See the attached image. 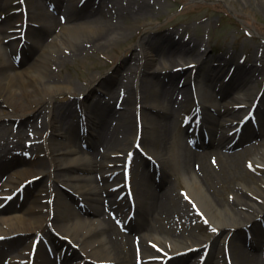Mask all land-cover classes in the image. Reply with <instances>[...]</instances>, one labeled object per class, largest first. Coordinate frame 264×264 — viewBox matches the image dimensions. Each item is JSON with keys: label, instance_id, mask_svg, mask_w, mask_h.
I'll list each match as a JSON object with an SVG mask.
<instances>
[{"label": "bare ground", "instance_id": "bare-ground-1", "mask_svg": "<svg viewBox=\"0 0 264 264\" xmlns=\"http://www.w3.org/2000/svg\"><path fill=\"white\" fill-rule=\"evenodd\" d=\"M0 1L6 5L11 3V0ZM57 1L56 10L66 17L65 22L60 20V14L57 19L55 13L43 10L44 0L29 2L28 23L25 15L18 16V22L22 23L21 34L26 29L28 44L34 41V44H29L31 46L26 45L28 48H22L19 64L16 63L17 52L23 39L10 40L12 37L8 36L6 26L0 22V132L9 122H18L22 127L29 123L37 131L35 137L40 139L39 144L31 149L23 145L22 137L20 140L7 139L0 148V205L31 179L43 177L40 185L26 187L24 200L30 203L26 210L17 198L14 205L9 204L0 211V264H14L12 260L5 262L13 250L23 259H30L31 244L41 233L51 239L56 249L55 257L65 247V260L71 253L77 260L76 264H186L197 257L201 260L203 256L206 257L205 264H232L230 260L222 263L221 259L222 240L225 242L230 236L239 237L242 242V245L237 243V239L230 242L234 264H260L258 251L264 234L256 224L250 244L255 254L249 261L247 238H241V231L245 218L249 219L248 224H255L258 217H264V205L254 201L255 196L264 199V191L255 182L244 181L246 179L237 186L228 183L230 179L226 176L238 172L242 153L224 154L221 149L226 146L228 132L236 129L234 124L237 120H244L245 114H250L254 107L243 86L252 82L255 85L253 97H256L261 81L254 74L255 68L235 65L232 61L230 66L236 67L233 86L221 93L201 94V107L198 109L202 111V127L209 128L211 132V139L205 145L209 148L207 151H194L188 144L176 145L171 135L178 127L179 117L189 106H196V102L187 83L181 88L176 85L175 80L181 74L174 72L172 67L199 64L194 80L201 88L200 76L206 61L201 62L196 45L182 43L172 35L146 36L138 45L140 52L132 53L135 62L132 66L125 64L127 60L124 59L112 75L86 74L82 78L87 87L83 89L66 75L68 61L79 60L89 51L107 52L123 42L134 33V26L127 22V18L140 22L150 15L152 7L146 0H89L84 8L78 9L76 0ZM37 22L41 24L35 29L33 23ZM82 30H88V33L83 34ZM67 51H71L70 55ZM189 57L193 59L191 62L183 61ZM156 60L160 68L151 70L150 66ZM224 62L223 68L228 64ZM124 70L127 74L121 73ZM163 70H167L166 74ZM218 71L209 67L205 77L211 80L214 72L219 74ZM192 72H184L183 77L186 74L192 76ZM235 90L238 91L236 95L233 93ZM100 91L110 94L114 108L122 109L121 116L116 117L115 109L106 102L109 104L107 115L85 138L89 152L82 157L86 151L80 146L83 139L75 123L77 103L62 104L55 98L66 92L72 95L87 93L86 100H78V104L82 103V107L95 113L98 105L105 101L94 98L91 107L86 102ZM219 94H223L220 99ZM152 99L151 107L157 109V114L148 122L147 112ZM60 100L62 102L63 99ZM48 105L52 108L43 115ZM139 110L145 120L142 122L143 136L139 139L145 146H151L149 153L159 157L160 165L155 166L154 172L149 170L147 175L141 173L142 180L134 196L138 210L128 229L141 234L140 252H137V237L122 232L117 223L119 218L113 213L118 215L116 207L126 208L133 202L130 193L123 189L122 179L130 152L138 139ZM259 135L264 137V124L259 134L254 133L255 137ZM169 145L170 154L167 152ZM61 147H65V151L62 152ZM21 150L32 151V159L19 155ZM249 159L264 165V158L260 155ZM121 162L124 164L120 168L118 164ZM218 162L222 166L220 172L217 171ZM149 164L147 162V166ZM121 169L124 172L121 173ZM178 177L187 186L189 197L201 207L211 223L222 230L220 236L202 237L199 232L201 212H198L197 204L188 196L187 200L179 198L174 190ZM258 181L264 186V178ZM219 184L223 189H231V203L225 199L218 202L210 194L216 195ZM66 186L80 198L72 196L74 205L62 218L60 205L62 199L70 194L63 189ZM81 203L85 204L84 208ZM143 206L146 209L141 212ZM51 222L60 234L71 238L72 243L55 237L48 228ZM5 237L10 239L4 241ZM146 239L165 253L148 246ZM74 244L80 247V252ZM184 254L188 255L179 257ZM35 264H56V258L53 260L40 251Z\"/></svg>", "mask_w": 264, "mask_h": 264}, {"label": "rangeland", "instance_id": "rangeland-1", "mask_svg": "<svg viewBox=\"0 0 264 264\" xmlns=\"http://www.w3.org/2000/svg\"><path fill=\"white\" fill-rule=\"evenodd\" d=\"M18 1L19 0H11L10 6L1 3L0 1V21H5L4 24H6V26L8 25V30L9 28H13L11 25L18 23L16 20V16L20 9L18 5L14 6V4ZM27 1L31 2L34 0ZM146 1L148 4L150 3L152 7L150 8L149 16L143 17L140 22L133 19L128 20L127 18V22L132 23L134 26V35L131 34L130 36H127L123 42L116 44L115 46L107 50V52L101 53L89 51L88 53L83 55V57H81L79 60L74 58L68 61V65L65 68V72L72 82H75L77 85L85 89L87 87V83L83 80L82 77L86 74L102 73L103 76L112 75L115 69L121 64L122 60L124 59L127 60L125 64H127L128 66H132V63H135L132 58V53H136V51L138 53L140 52L138 45L143 41L146 36L156 37L157 34L164 35L172 33L174 38L179 41H190L193 42L192 45H197V50H199L201 54V62L206 60V63L202 67L203 75H201V81L204 79L203 77L206 76L205 72L209 67L218 68L220 63L223 64L222 60H229L234 61V63H244V65L246 66L254 67L255 76L260 81H262V83L259 84V87L264 88V0H234L235 2L231 0ZM44 10H46V6H44ZM2 14H6L7 19L2 20ZM60 16L63 15L60 14ZM56 17L58 19L59 10L56 11ZM81 33L86 34L88 33V30H82ZM202 50H204V52H202ZM67 52V54L70 55L71 51ZM241 56L242 58L240 59ZM192 60V57H189L188 59L183 61L191 62ZM158 62V60L154 61V65L150 66L151 70H156L160 68ZM229 65L230 63H228L226 68L220 70L222 78L226 74V70L228 69ZM165 68L166 67H163V69ZM172 68L175 69L176 67ZM186 71L187 70L183 68L181 70H178V73L181 75L177 76L175 80L176 85H178L180 80L184 78L183 74ZM121 73L127 74L125 70ZM163 73H165L164 70ZM186 77L188 78L186 79ZM185 79L187 81H190V78L189 76H187V74L185 76ZM243 87L247 89L246 85H244ZM248 92L251 96L252 94H250V90ZM109 95L110 94H101L100 91L98 92V94H94V97L90 98L87 104L88 106L92 105L94 98H104L105 100H107L109 98ZM81 96L82 95H80V93L72 95L66 92L57 96L55 98V101H58L62 104L74 101L76 105V103L78 102L77 100ZM84 96L86 97V95ZM60 99H63L62 102ZM153 103L154 101L152 99L149 102V106H152ZM110 105H113V103H111ZM103 106H105V104L101 103L100 107ZM50 108L51 106L48 105L47 112L50 111ZM149 108L150 109L147 112L148 122H150V119L153 118V116L155 115L153 111H151V107ZM260 108L264 110V101ZM75 119L78 122V117L75 116ZM181 121L182 119L179 121L178 128L171 135V138L173 142L175 141V144L179 142H182L183 144L185 143V139L181 137ZM12 124L9 122L3 125L2 131L0 132V147H3L7 139L20 140V137H22L23 145H25V142H29L30 133H34V129L30 127L29 123H26L23 127L20 126L19 123L14 125V123L12 122ZM246 130L250 131V127H248ZM252 140L253 139H250L251 142L249 141V143H252L251 148L254 150V153L260 156H264V137H261L258 140H254L253 142ZM149 147L151 146H146V149L148 150ZM60 149L63 152L65 150V147H61ZM167 150V152H171L170 145L168 146ZM85 151L89 152V150ZM30 153H32V151ZM41 156H43V154H41ZM85 156H87V154H84V157ZM247 158L250 157H243L240 159L239 169L235 175L228 174L226 176L230 179L228 183H230L232 186H237L242 179H246L244 181H251L252 183L255 182V185L261 187L260 189L264 191V186L262 185V182L258 181L259 179L264 178V170L257 171L253 167L249 166V163L251 162L247 163L249 160ZM140 159L141 156H137L134 161L135 165L138 164V168H135L133 170L134 182L136 180L137 183H139L141 178L138 173H140V171L144 168V162ZM221 170L222 166L220 164V167L217 171L220 172ZM238 175H241V178H238ZM177 180V183L174 185V190L179 198L184 199L185 197H183L180 190H189L184 184L183 179H180L178 177ZM41 183L42 181H39L37 185ZM220 185L221 184L217 186L218 191L215 192V196L212 193L210 194L218 202H223V199H225V201L227 200V202L231 203L232 200H229L231 189H223ZM65 199L66 197L64 198V200ZM254 199V201L258 205H264L263 198H257L255 196ZM28 206H30L29 200L25 201L23 209L26 210ZM146 206H143V212L145 211ZM235 208L237 209V207ZM120 212L122 213V210H120ZM61 214L63 216L66 215L60 211V216ZM200 219L199 221L201 222ZM248 220L249 219L245 218L244 224H247ZM200 225L201 227L199 229V232L202 237H205L206 235L218 236L221 231L219 228H215L209 223L205 222V220H203ZM215 230L219 232L216 233L214 232ZM241 235V238L244 239L245 231H241ZM263 238L264 235L262 236L260 247L264 242ZM234 239H237L236 241L240 245L242 244V242L240 241L241 239L239 237H235ZM146 242H149L148 239H146ZM40 249L44 252V255H48V252L43 242ZM247 252L248 260L252 261V257L255 254V251L249 248ZM11 254L12 255H10L9 258H12V260L16 264H19L17 257L19 254L14 250ZM69 256L70 260L66 264H72L73 261H75L74 256ZM196 262L197 259L192 262L189 260L187 263L197 264ZM260 264H264V260H261Z\"/></svg>", "mask_w": 264, "mask_h": 264}]
</instances>
